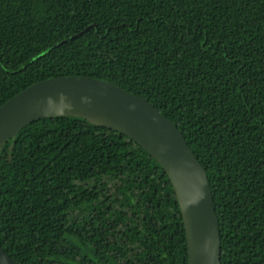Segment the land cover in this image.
I'll use <instances>...</instances> for the list:
<instances>
[{"label": "trees", "instance_id": "trees-1", "mask_svg": "<svg viewBox=\"0 0 264 264\" xmlns=\"http://www.w3.org/2000/svg\"><path fill=\"white\" fill-rule=\"evenodd\" d=\"M73 75L176 123L208 174L222 264H264V0H0V107ZM12 141L0 151V243L14 260L188 264L174 187L136 141L73 116Z\"/></svg>", "mask_w": 264, "mask_h": 264}, {"label": "water", "instance_id": "water-1", "mask_svg": "<svg viewBox=\"0 0 264 264\" xmlns=\"http://www.w3.org/2000/svg\"><path fill=\"white\" fill-rule=\"evenodd\" d=\"M58 116L81 117L119 131L146 149L163 167L176 192L187 236L188 264H222L220 223L208 174L176 123L147 98L113 82L60 76L30 85L0 107V151L10 139L13 149L18 133L28 124ZM0 264L21 263L0 243Z\"/></svg>", "mask_w": 264, "mask_h": 264}]
</instances>
